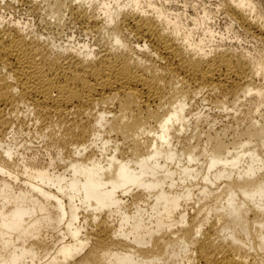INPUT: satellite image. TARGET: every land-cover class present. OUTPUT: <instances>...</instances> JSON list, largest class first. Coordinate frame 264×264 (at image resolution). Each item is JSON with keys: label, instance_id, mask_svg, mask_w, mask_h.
Returning a JSON list of instances; mask_svg holds the SVG:
<instances>
[{"label": "bare ground", "instance_id": "bare-ground-1", "mask_svg": "<svg viewBox=\"0 0 264 264\" xmlns=\"http://www.w3.org/2000/svg\"><path fill=\"white\" fill-rule=\"evenodd\" d=\"M202 1L215 9L0 0L96 37L58 43L0 15V264H264V117L247 107L264 109L249 82L264 86V62L205 51L214 15L261 42L264 17ZM202 94L233 122L189 124Z\"/></svg>", "mask_w": 264, "mask_h": 264}, {"label": "rangeland", "instance_id": "rangeland-1", "mask_svg": "<svg viewBox=\"0 0 264 264\" xmlns=\"http://www.w3.org/2000/svg\"><path fill=\"white\" fill-rule=\"evenodd\" d=\"M145 1H150V0H145ZM155 1L158 4H164L166 8H169L171 14H175L176 12L182 13L187 11L192 13V10H187L185 9V2L191 3V5H197L198 7L195 9L194 13H200L203 9L209 10V9H215V1H209V2H203L202 0H151ZM254 3H257L259 6V10L262 13L264 17V0H253ZM214 3V4H213ZM212 5V6H211ZM177 9L174 13V10ZM185 9V10H184ZM30 12V13H29ZM0 15L4 16V18L7 20H19L21 22H24L28 24L29 30L34 31V32H41L47 34L49 33L50 37L53 36V39L57 41L58 43H67L68 41L76 44L78 42H86L89 45H93L96 41V37L93 36H86L84 32L77 26L75 27L74 24L67 23V20H64V26L63 23L59 25L57 28L56 26L50 27L47 26L45 23H43V20L41 16L38 14L33 13L28 9L26 6H18L16 8L8 7H0ZM15 18V19H14ZM37 20V21H36ZM8 21V20H7ZM42 21V22H41ZM182 23L184 25H188V28H193L192 23L189 21H185V18H182ZM45 25L47 27H45ZM209 27H211L216 33H219L215 36L213 42L211 44H206L205 51H214L219 49V51H235L237 53H242L246 55L247 57L251 58H260L264 62V42L257 41L253 39L251 36L245 35L238 30H228L225 21L222 20V17L219 15H214L212 17V20L209 22ZM49 27V28H48ZM44 28V29H43ZM45 28H48L45 29ZM48 31V32H47ZM202 35L201 31H197L194 34V38L197 36ZM213 55V54H211ZM250 84L252 87H256L261 90L262 94L264 95V86L263 82L260 78H254L251 79ZM181 90V89H179ZM203 95V94H202ZM200 95L196 99H191L188 97V106H187V119L190 120L189 124L196 123V119L198 117H202L207 119L208 122H211L214 124L216 129H222V127L228 123L230 125L233 122V119H230V117H227L228 114H231L233 116V111L230 110V108L225 111L219 108H215L214 104L209 100L207 95ZM214 95H212L213 97ZM211 97V96H210ZM247 107L252 108V113L256 114L254 117L260 118L264 117V109L259 107L258 102L253 101L251 105H248ZM240 109H243L240 107ZM257 109V110H256ZM239 112L234 114L238 116ZM191 125V127L193 126ZM190 127V128H191ZM191 133V129L188 130L187 134ZM47 136H50L48 133L46 134ZM40 154L45 156L46 155V150H40Z\"/></svg>", "mask_w": 264, "mask_h": 264}]
</instances>
